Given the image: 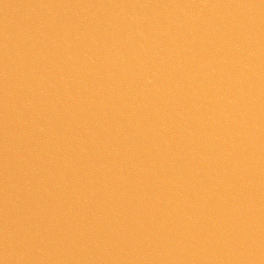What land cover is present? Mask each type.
<instances>
[{"label":"water","instance_id":"obj_1","mask_svg":"<svg viewBox=\"0 0 264 264\" xmlns=\"http://www.w3.org/2000/svg\"><path fill=\"white\" fill-rule=\"evenodd\" d=\"M0 264H264V0H0Z\"/></svg>","mask_w":264,"mask_h":264}]
</instances>
